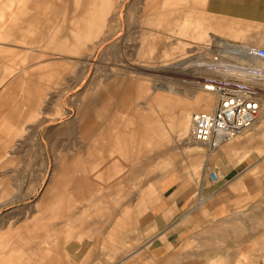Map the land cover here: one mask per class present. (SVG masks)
Returning a JSON list of instances; mask_svg holds the SVG:
<instances>
[{
    "label": "rangeland",
    "instance_id": "rangeland-1",
    "mask_svg": "<svg viewBox=\"0 0 264 264\" xmlns=\"http://www.w3.org/2000/svg\"><path fill=\"white\" fill-rule=\"evenodd\" d=\"M9 1L0 0V14L8 26L18 23L14 14L24 12L16 5L11 9ZM74 1L45 0L20 20L11 40H0V76H5L0 91L8 90L13 83L19 87L18 95L23 94L21 88H29L31 104L22 105V111L37 108L5 148L6 158L0 160V230L15 229L3 236L6 244L0 250V262L13 251L11 244H16L14 249L17 247L16 253L22 256V264L28 263L25 257L32 250L24 245L32 243V234L24 232L31 228L32 215L39 214L35 205L44 182L51 172L55 174L59 158L72 162L84 153L90 159L85 153L87 146L98 140L97 156L111 154L110 163L117 168V174L113 171L117 178L111 182L117 183L122 176L132 177L122 195L101 197L103 200L96 203L103 202L104 209L113 211L108 213L111 217L105 214L92 226L89 222L93 216L86 213L88 201L80 195L78 207L68 209L64 218H69V226L71 220L81 219L80 227L71 230L70 254L57 257V264H264V121L247 127L218 148L253 137L241 158L253 153L257 170L246 174L242 190L241 182L231 184L233 197L222 214L213 217L202 213L192 238L163 257H152L150 250L137 241L144 237L145 219H131L132 206L125 203L129 195L138 197L137 193L141 195L155 186L157 178L164 175L174 182L200 184L205 156L214 150L188 144L187 139L180 141L174 132L182 116L188 127L191 113L202 111L192 107L182 112V107L194 104L198 96L209 94L213 104L204 112L213 109L215 95L206 93L198 83L241 81L260 97L259 113L264 114L262 83L222 77L197 66L222 60L227 65L248 68L233 54H219L217 48L222 43L234 45L232 39H251L258 28L231 19L227 13L230 10L222 8L221 0H87L92 10L89 17L81 13L86 1ZM34 3L25 0L23 5ZM107 3L110 20L104 19L107 15L103 6ZM73 7L82 8L75 16L83 25L76 30V37L70 17ZM90 20L97 26L92 37L87 36ZM215 22L220 28L213 27ZM243 44L264 47V42ZM181 61L184 64L179 67ZM255 63L263 62L257 59ZM255 63L253 68L258 67ZM78 116L81 130L77 129ZM89 120L93 129L89 125L84 128L83 123ZM156 125L159 127L152 130ZM112 139L125 146L128 140L136 141L127 147L126 154H120L106 145ZM193 156H201L196 169L188 163ZM78 170L68 166L60 175L70 180L68 185L76 194L81 189L79 175L85 174L83 167ZM56 186L57 192L67 189L64 182ZM142 211L136 209L134 214L142 216ZM130 249L132 252L127 253Z\"/></svg>",
    "mask_w": 264,
    "mask_h": 264
},
{
    "label": "crops",
    "instance_id": "crops-1",
    "mask_svg": "<svg viewBox=\"0 0 264 264\" xmlns=\"http://www.w3.org/2000/svg\"><path fill=\"white\" fill-rule=\"evenodd\" d=\"M24 1L25 0H10L8 2V6H11V9L18 6L20 10L24 11L23 13L19 12L14 14L13 18L18 19V23L12 21L14 23L10 25L12 26L10 29H7V27L10 26L6 25V20L3 17L4 15L0 14V40H11L12 32L19 27L20 20L24 19L33 8L37 9L40 6L39 4L45 2V0H35L34 4L23 5ZM75 1H86V7L82 11V8L77 9L76 7H73L71 10L70 17L74 24V34L76 30L83 26L79 17L76 18L75 16H79L81 11L82 15L89 17L92 11L89 1ZM200 1L202 2V0ZM221 5L225 11L230 10L227 13H230L231 19L242 20L258 28V33H255L251 39H232V42L235 43L234 45L238 44L237 46L232 45L233 48L242 49L247 52L245 48H249L250 46L243 43L249 42L252 44L254 42H264V0H221ZM110 11V5H108V3L105 4L103 6L104 14L108 16ZM22 15L24 16L21 17ZM107 16H105L104 19L110 20L112 15L110 14L108 17ZM216 22L221 23L223 21ZM216 22L213 27L218 28L219 26L217 27ZM96 28L97 26L95 23L90 20L87 24V36L92 37ZM74 37H76V34ZM74 46L76 47V44H74ZM238 55L235 56L238 57ZM45 67L46 69L49 67V69L52 70V67L48 65ZM45 76H47V73ZM4 78L5 76H0V83L3 82ZM18 91L19 87L14 83L8 90L4 89L2 92L0 91V160L6 158L8 152H6L5 148L12 141L13 137L19 135V132L22 131L25 119L29 118V116H33L37 111V108L33 106L26 112L22 111V105L31 104L32 95L29 88H21L23 94L20 95H18ZM182 108H184L182 112L185 113L191 110L192 103L191 105L185 104ZM78 118L77 125L79 127L77 126V129L79 128L81 130V128H83V126H81L82 119L81 116H78ZM263 121L264 114H260L253 125L261 124ZM92 123V120L83 123L85 125L84 128L86 125H89L90 128L93 129ZM106 127H108V125ZM158 127L159 126L156 125L152 130ZM174 129L175 135L180 141L187 139L188 144H194L190 143L188 140V132L180 134L178 123H176ZM157 135L158 133L155 134L153 139H155ZM252 138L253 137H248L246 141L227 144L222 146L221 149H216L208 156H205L203 162L204 166L201 168L202 172L200 173V184L195 182H174L172 178L164 175L161 176V178H157L158 184L149 187L147 191L145 190L141 195L137 193L138 197L133 194L129 195L130 197L126 199L125 203L129 202L132 206L131 214L133 216L131 219H136L137 216L138 218L145 219L143 223L144 237L139 240L137 239V241H141L143 243L142 246L150 250L152 257L161 258L174 248L179 247L182 241L191 239L195 232L194 227L198 226L200 223V215L202 213L216 217L224 212L226 204L228 205L229 200L233 197L229 192L231 184L241 182L239 186H241L242 190L243 181L248 179V177H245L246 174L249 171L253 173L254 170H257L255 166H258V164L255 165L256 162H254L255 158L253 153H250L247 158H241L243 149L247 147L246 144H248ZM135 141V139L128 140L125 146L121 145V143H114V139H112V142L106 145L110 146V149L112 146L111 152L114 149L120 152V154H126L127 151L125 152V150L127 147ZM89 143L90 146H87V151L85 153H87L90 159H88V157L86 158L84 153L77 155L72 162L68 161L66 158H59V162L55 166L57 167L55 174L51 172L50 176L44 182V189L35 205V209L39 214L32 215L31 228L24 232L26 234H32V243L29 242L24 245L26 250H32L27 252L25 262L27 261L28 263L25 264H57V257L70 254L68 250L69 246L72 248V245L68 243V239L74 236L71 230L77 225L80 227L81 219L78 221L71 220L69 226V218H67V216L66 219L64 218L65 215L70 212L68 209L70 210L78 207L79 204L77 203L80 200L81 194H83L81 198L88 201L87 205L89 209L86 210V213L93 217L94 215L95 217L98 215L97 218H95L96 220L91 217L93 221L89 222V224L92 226L95 222H98V220L102 221L104 216L109 215L108 213L113 211L112 208L110 209L111 211L107 208L104 209L103 202L96 204L101 197L110 198L112 195L118 197L119 194L124 192L125 187L128 186V179L132 177L129 175L119 177L118 181H116L117 183L111 182L112 179L117 178L115 174H113V171L117 174V168L113 166V162L110 163L111 154L108 157H99L97 156L98 152L96 149H99L100 142L95 140ZM200 159L201 156H193L188 160L192 169L198 167L197 162ZM95 165L102 167L97 169ZM68 166H75L79 170L82 167L84 169L85 174L83 176L79 175L80 180L78 179L77 181L80 183L79 186H81L78 194L72 191L73 189H70L71 187L68 185L70 180L68 178L65 180L64 177L60 176L63 175L64 168ZM211 172L215 173V179L212 178ZM90 176L93 177L90 178ZM94 180L98 181L96 185L93 184ZM63 182L67 184V186H65L67 189L57 192L56 190L58 188L57 186L55 187V185L60 183L63 184ZM102 183L104 186L101 185ZM94 190H97L99 194L94 195ZM211 198H215V200L211 202ZM93 202L96 204L95 206L90 205L93 204ZM136 209H143V215H135ZM78 212L79 211H73L72 213L76 214ZM139 212L140 211L137 213ZM110 215L109 217L112 216ZM11 229L14 228H2L0 230V250H3L6 244L3 236L10 234L9 231H11ZM15 245L16 244H11L13 251L6 260H1L0 264H22V256L16 253L17 247L14 249ZM130 252H132L131 249L127 253ZM75 257L74 255L72 259H76Z\"/></svg>",
    "mask_w": 264,
    "mask_h": 264
},
{
    "label": "built area",
    "instance_id": "built-area-1",
    "mask_svg": "<svg viewBox=\"0 0 264 264\" xmlns=\"http://www.w3.org/2000/svg\"><path fill=\"white\" fill-rule=\"evenodd\" d=\"M250 54L264 62V47L255 46ZM203 87L215 95L216 103L211 111L191 114L188 137L208 151L216 150L256 121L261 100L252 87L236 79L210 80ZM211 176L216 177L214 172Z\"/></svg>",
    "mask_w": 264,
    "mask_h": 264
},
{
    "label": "bare ground",
    "instance_id": "bare-ground-1",
    "mask_svg": "<svg viewBox=\"0 0 264 264\" xmlns=\"http://www.w3.org/2000/svg\"><path fill=\"white\" fill-rule=\"evenodd\" d=\"M232 45L233 44L222 43V45H220V48H217V51L221 55H223L224 53L233 54V55H238L239 54L237 59L240 61V63L248 65L249 66L248 68H243L242 66H239V65H238V67L227 65V64L222 63V60H220L221 61L220 63H216V62L212 61V62H208V63L205 64L203 62H200L199 64H197V66L202 67L205 71L209 70L212 73H218L222 77L223 76H229V75L231 77H233V78L234 77H237V78L242 77L246 81H249V82L258 81V82H260V83H262L264 85V62L261 63L260 65L255 63L258 58H256V57L254 58L250 54V51H251V49L253 47L245 48L247 50V52H246V51H244L242 49H235V48L232 47ZM234 46H237V45H234ZM258 60H260V59H258ZM252 62H254L255 65H257L258 67L257 68H253ZM182 64H184V62H182V61L179 62L178 63L179 67H181ZM207 79H209V78H207ZM198 84L202 88V90H205L203 86L206 84V82L205 83L201 82V83H198ZM206 93H211V92L207 91ZM215 103H216V100H215ZM212 104H213V98L209 94H207V95L198 96L196 98L195 103L192 104V107L193 108H197V109L202 110V111H207L208 109H210ZM260 110H261V106L259 108L258 113L260 112ZM194 112H196V111H194ZM259 115H260V113H259ZM259 115H258V117H259ZM183 117L184 116H182L181 119L178 121V128H179L178 130L180 132L185 133V132H187V130H189V127H190V124H191V118H190L189 126L187 127L186 120L183 119ZM191 117H192V115H191ZM258 117H257V119H258ZM188 135H189V131L187 133V136ZM188 140L190 141L189 137H188ZM117 141L118 140L115 139L114 143H117ZM190 143H196V142H191L190 141ZM196 144H198V143H196ZM199 145H201V144H199Z\"/></svg>",
    "mask_w": 264,
    "mask_h": 264
}]
</instances>
